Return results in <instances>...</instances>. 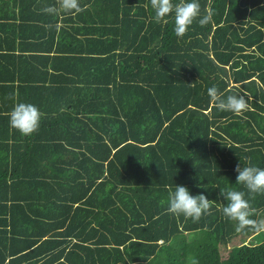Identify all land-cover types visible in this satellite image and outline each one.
I'll use <instances>...</instances> for the list:
<instances>
[{"label":"trees","instance_id":"16d2710c","mask_svg":"<svg viewBox=\"0 0 264 264\" xmlns=\"http://www.w3.org/2000/svg\"><path fill=\"white\" fill-rule=\"evenodd\" d=\"M198 2L178 38L149 0H0V264H264V232H237L219 196L264 219L235 171L264 169V0ZM211 87L248 109L219 111ZM18 103L41 113L31 136ZM176 184L210 200L199 222L168 213Z\"/></svg>","mask_w":264,"mask_h":264},{"label":"clouds","instance_id":"9594fccd","mask_svg":"<svg viewBox=\"0 0 264 264\" xmlns=\"http://www.w3.org/2000/svg\"><path fill=\"white\" fill-rule=\"evenodd\" d=\"M153 10L155 23H168L167 17L171 14L174 18V33L178 38H183L189 27L200 15L198 0H149ZM57 7L44 9L47 13L58 15L60 13L73 14L82 11L79 0H56ZM212 13L208 12L199 19L201 27L212 22ZM210 102L219 111L232 112L237 116L243 115L248 109V100L244 95L231 94L226 97L219 93L216 87L208 89ZM41 113L39 109L30 103H18L9 113V125L23 136H31L40 127ZM236 184L247 189L249 193L264 194V169L252 166L249 161L246 166L239 164L235 168ZM219 196L227 201L222 207V215L236 226L237 232L255 230L264 232V219L256 220L251 217L255 209L251 208L249 201L245 198V192L235 190L231 187L220 189ZM168 213L179 218L191 219L193 223L199 222L202 215L209 213L211 202L203 193L191 195L186 186L177 185L175 190H169ZM190 264H198L195 258Z\"/></svg>","mask_w":264,"mask_h":264},{"label":"crops","instance_id":"0c3cea01","mask_svg":"<svg viewBox=\"0 0 264 264\" xmlns=\"http://www.w3.org/2000/svg\"><path fill=\"white\" fill-rule=\"evenodd\" d=\"M12 5H13V4H12V3H10V5H9V7H8V8H9V9H12ZM3 20H4V19H3ZM4 71H7V72H9V69H5ZM8 75H9V74H7L6 76H8Z\"/></svg>","mask_w":264,"mask_h":264}]
</instances>
